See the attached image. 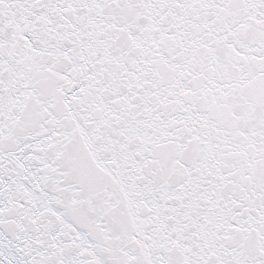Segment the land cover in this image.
<instances>
[{
  "label": "snow or ice",
  "instance_id": "1",
  "mask_svg": "<svg viewBox=\"0 0 264 264\" xmlns=\"http://www.w3.org/2000/svg\"><path fill=\"white\" fill-rule=\"evenodd\" d=\"M0 264H264V0H0Z\"/></svg>",
  "mask_w": 264,
  "mask_h": 264
}]
</instances>
